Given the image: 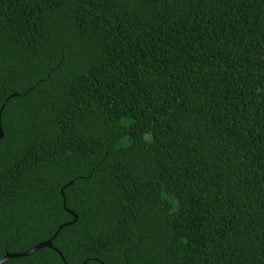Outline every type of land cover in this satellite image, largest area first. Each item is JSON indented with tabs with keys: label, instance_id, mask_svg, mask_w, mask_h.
<instances>
[{
	"label": "trees",
	"instance_id": "obj_1",
	"mask_svg": "<svg viewBox=\"0 0 264 264\" xmlns=\"http://www.w3.org/2000/svg\"><path fill=\"white\" fill-rule=\"evenodd\" d=\"M0 110L3 264H264V0H0Z\"/></svg>",
	"mask_w": 264,
	"mask_h": 264
},
{
	"label": "water",
	"instance_id": "obj_2",
	"mask_svg": "<svg viewBox=\"0 0 264 264\" xmlns=\"http://www.w3.org/2000/svg\"><path fill=\"white\" fill-rule=\"evenodd\" d=\"M1 112L2 110H0V138L3 136V130H2V127H1ZM72 183V181L70 182ZM61 192L63 193V190H61ZM64 205H65V200H64ZM73 215H74V220L71 221V222H68V223H65V224H71L73 223L74 221L77 220V215L73 212H71ZM65 224H63L62 226H64ZM60 226V228L62 227ZM60 228L57 230V232L55 233V235L52 237V238H49L48 240L46 241H42L38 244H36L35 246H33L32 248H30L29 250L25 251V252H21V253H6L1 259H0V264H3L6 260L8 259H11V258H16V257H21V256H26V255H29L33 252H35L36 250L42 248V247H51V248H54L55 250H57L54 246H53V238L57 235V233L59 232ZM58 251V250H57ZM59 254L61 255V257L63 258L64 260V256L62 255V253L60 251H58ZM84 264V263H82Z\"/></svg>",
	"mask_w": 264,
	"mask_h": 264
}]
</instances>
